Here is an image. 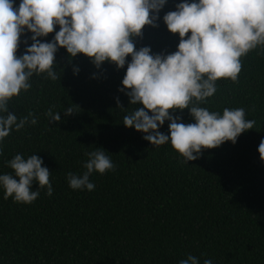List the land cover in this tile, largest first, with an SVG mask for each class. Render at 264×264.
Instances as JSON below:
<instances>
[{
    "label": "trees",
    "instance_id": "trees-1",
    "mask_svg": "<svg viewBox=\"0 0 264 264\" xmlns=\"http://www.w3.org/2000/svg\"><path fill=\"white\" fill-rule=\"evenodd\" d=\"M180 2L167 0L157 26H144L133 38L136 49L176 50L178 35L161 18ZM58 30L38 39L51 40ZM54 63L57 80L33 75L31 88L7 109L18 118L32 112L37 122L0 144V173H11L5 161L15 154H35L50 172L53 193L41 188L26 205L4 199L0 190V264H179L189 254L201 264H264V163L257 152L264 138V55L254 50L243 57L238 82L218 80L216 93L201 105L218 112L243 108L254 129L186 163L169 144L152 146L123 125L125 114L142 107L128 105L117 91L126 66L117 70L104 62L96 68L82 54L69 59L63 48ZM69 106L74 113L65 116ZM50 108L60 122L45 116ZM171 114L194 122L188 109ZM167 128L165 121L158 131L167 135ZM96 148L106 151L114 170L94 172L92 191L70 189L67 174H81L85 154ZM37 187L33 182L31 190Z\"/></svg>",
    "mask_w": 264,
    "mask_h": 264
},
{
    "label": "clouds",
    "instance_id": "clouds-1",
    "mask_svg": "<svg viewBox=\"0 0 264 264\" xmlns=\"http://www.w3.org/2000/svg\"><path fill=\"white\" fill-rule=\"evenodd\" d=\"M166 2L19 0L14 7V0H0V144L12 131L36 124L32 112L21 118L7 112L9 102L31 88L33 75L57 80L54 60L58 48L65 49L69 59L84 55L96 68L104 62L117 70L126 66L117 91L128 97V105L142 107L125 114L123 125L142 133V139L152 146L169 144L183 158L182 163L197 159L202 149L226 141L235 144L241 133L254 129L255 121L246 118L243 108L225 107L218 112L201 105L216 93L218 80L238 82L243 57L254 50L264 55V0H181L161 18L167 31L178 35L176 50L165 55L153 54L147 46L136 49L133 38L142 35L144 26H157ZM56 26L59 30L51 40L38 39L53 33ZM26 32L31 35L21 41ZM21 43L26 46L17 55ZM115 99L119 108V98ZM183 109H188L193 123L184 124L171 114ZM72 113L70 106L64 110L65 116ZM45 116L52 122L61 121L51 108ZM165 121L167 135L158 131ZM257 152L264 163V138ZM105 153L101 148L87 152L84 171L67 174L68 187L92 191L95 185L89 177L94 172L103 175L114 170ZM42 163L35 154L25 157L17 153L6 160L11 173H0L3 198L31 204L41 188L51 196L50 172ZM33 182L37 190H31ZM179 264L201 262L189 254ZM203 264L213 261L204 259Z\"/></svg>",
    "mask_w": 264,
    "mask_h": 264
}]
</instances>
